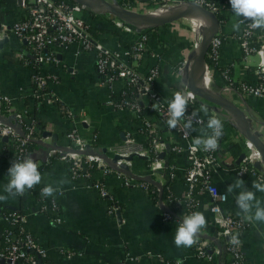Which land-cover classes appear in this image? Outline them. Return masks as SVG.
Returning <instances> with one entry per match:
<instances>
[{
  "label": "crops",
  "instance_id": "crops-1",
  "mask_svg": "<svg viewBox=\"0 0 264 264\" xmlns=\"http://www.w3.org/2000/svg\"><path fill=\"white\" fill-rule=\"evenodd\" d=\"M120 3L121 1H134L137 5L136 12H144L148 7L147 0H106ZM218 4L224 17L218 22L216 33L221 38L217 50L215 66H207L209 71L208 88L218 91L227 81L224 69H227V79L234 83L243 80L255 83L258 81L259 56L251 53L246 58L240 57V49L235 35L239 31L232 30V24L236 18L231 10L229 0H209ZM86 8L82 6V9ZM143 10V11H141ZM101 13L93 11V13ZM22 13L17 0H0V27L8 26ZM103 14V15H102ZM91 20L94 31L102 43L110 49H121L117 38L125 42H131L135 31L142 29L134 27V32L127 34L113 27L107 13L102 12ZM110 22L111 28L106 26ZM90 21V20H89ZM188 23H187V22ZM187 23V24H186ZM186 17L172 21L165 26L156 28L150 33L148 50L158 53L160 58L159 76L155 81V88L160 97L168 103L176 91L183 90V81L178 75L175 66L181 60L187 58L190 39ZM156 26V27H159ZM113 27V28H112ZM190 30H192L190 28ZM193 31V30H192ZM155 33L156 36L152 35ZM256 44L264 42V29L257 30ZM23 45L10 36L6 42L0 45V93L13 98L14 109L27 110L37 121L36 135L41 139L33 141L31 146V158L40 166L42 181L35 186L45 187L48 184L56 186V182L66 178L69 182L64 184L58 192L50 196L52 203L57 208L59 221L52 226L50 216L38 211V202L32 192L15 198L9 197L6 201H0L1 205L9 209H18L24 213V228L33 236L40 247L45 249V259L48 264H177V260L183 264H206V261L195 257L190 248L176 247L174 244L175 230L178 219L184 215L183 210L177 205L173 207L171 220H162L159 210L154 205L153 198L147 190L140 187H126L121 184L119 176L115 173L101 176L95 172L109 194L117 201V213L107 211L106 200L99 195V191L84 178H71L66 164L58 158L45 159L44 149L48 144H63L64 131L67 123L60 117L55 103L43 104L34 107L24 99L30 86V69L23 66L18 54L23 51ZM153 56L145 54L139 62V67L145 68L153 63ZM58 65L55 67L57 83L51 85L52 91L71 112L74 122L84 118L86 123L78 125L81 137L89 140L94 138L98 144L97 151L104 152L106 148L116 145L122 139V135L129 130L135 141L144 144V138L139 133L132 115L127 112L113 111L105 104L106 90L96 83L94 74L93 54L89 51H80L74 44L59 50ZM117 87V86H116ZM219 95L232 105L241 108L250 129L264 144V95L260 98L242 96L237 91H223ZM194 109L201 105H207L209 113L217 115L223 122V135L216 152V168L213 173V183L226 193L230 185L237 179L245 182V188L254 191L253 181L256 178L245 175L236 176L229 166L234 163L240 154L246 149V138L238 126L230 120V113L216 105H208L199 99ZM200 115H205L200 113ZM209 115V114H208ZM146 117L152 119L148 112ZM158 126V125H157ZM158 134L169 145L176 138L170 130L158 127ZM191 136H202L200 128L193 126ZM48 135L43 136V134ZM167 160L178 169L187 164L183 155L168 153ZM4 151L3 139H0V195H6L3 191L8 183V169L12 162ZM130 171L137 175L146 173V159L132 157ZM264 169V166H262ZM171 188L176 196L183 194V182L176 177ZM242 189H235L228 193L226 200L220 205L223 212L244 216L235 203V195ZM258 199L264 201V193L257 192ZM198 205L196 211L204 214L207 224L203 228L212 245L223 249L222 239L215 238V230L211 225V214L207 210L208 197L203 192L196 193ZM3 221L0 218V232ZM264 223L249 221V226L241 234V249L244 264H264V237L261 232ZM65 250L73 252L67 256ZM163 258L160 261L158 256ZM133 256L136 260H125L124 257ZM220 254L216 255L219 260Z\"/></svg>",
  "mask_w": 264,
  "mask_h": 264
},
{
  "label": "built area",
  "instance_id": "built-area-1",
  "mask_svg": "<svg viewBox=\"0 0 264 264\" xmlns=\"http://www.w3.org/2000/svg\"><path fill=\"white\" fill-rule=\"evenodd\" d=\"M150 7H163L175 9L188 4L200 6L211 12L218 20L221 8L209 0H147ZM22 9L21 15L8 26L0 27V44L14 36L22 45L23 51L18 54L21 64L30 69V86L24 99L34 107L43 104L55 103L60 117L67 123L64 131L63 144H48L44 149L45 159L58 158L63 161L71 178H84L98 189L100 197L107 203L109 213H117L119 207L117 201L105 189L102 182L95 178V172L101 176L115 173L119 176L121 184L126 187H140L148 190V185L155 197L154 205L159 210L162 220H171L173 207L184 202L186 212L189 215L196 211L198 201L196 193L203 192L208 197L207 210L211 214V225L215 230V238L222 239L223 249L212 245L211 240L205 235L203 229L199 233L196 244L190 247L193 255L206 261V264H222L225 259L230 264H244L241 249V234L249 226V221L244 216L223 212L220 205L226 200L225 192L213 183V173L216 168V152H205L202 147L193 144L191 134L187 137L178 129H169L166 123L167 102L158 94L155 81L159 76L160 58L158 53L148 50L150 34L141 30L135 31V36L128 47L121 49H110L106 47L96 35L94 28L84 18L77 15L82 6L67 0H17ZM117 3V2H116ZM128 10H136L137 5L133 1L118 3ZM112 25L122 32L131 34L134 32L133 22H125L117 18L110 19ZM248 22L241 25L239 32L235 35L240 49L242 59L251 53L259 56L258 81L255 83L240 80L234 83L227 79L224 69L226 83L218 90L237 91L242 96L260 98L264 95V69L261 63L262 44L256 46L257 30L250 29ZM142 28V27H141ZM221 43L220 36L215 33L209 42L206 57L215 62L217 50ZM74 44L80 51H89L93 54L94 74L96 83L106 90L105 104L113 111L127 112L138 126L139 133L143 136L145 143L135 141L132 133L126 130L122 139L116 145L109 146L104 152L97 151L98 144L94 138L86 140L78 132V125L86 123L84 118L74 122L71 112L60 101L51 89L53 83H57L55 67L58 65L59 50ZM153 56V63L139 67V62L145 54ZM189 58V57H188ZM186 60L180 61L175 66L183 68V90L190 93L189 104L186 115H191L197 97L193 95L184 84L188 72L185 68ZM117 86V87H116ZM160 103L154 110L152 105ZM242 112L243 110L239 108ZM150 112L152 119L145 116ZM209 115H199L201 123L193 122V126L201 129L202 136L207 129ZM230 120L239 127V123L230 117ZM79 123V124H78ZM38 121L28 114V111L14 109L13 98L0 93V139H3L4 151L12 163L15 159L30 156V142L41 139L36 135ZM161 126H160V125ZM170 130L176 136L168 145L158 134V126ZM221 139V138H220ZM220 144V140L218 142ZM167 146V148H166ZM218 149V148H217ZM246 149L240 160L229 164L236 176L249 175L260 182H264V169H256L253 162L259 160L257 151L246 142ZM168 153L183 155L187 164L178 169L167 160ZM133 154L134 157H146V173L137 175L129 169L130 160L125 157ZM117 159L111 161L113 156ZM37 164L38 162L34 160ZM124 163L130 172L118 166ZM39 167V164H38ZM179 177L183 182V194L176 196L171 188L173 180ZM34 186L36 190L38 211L46 213L54 222L59 221L57 208L50 197H43L41 189ZM162 189L166 192L161 198ZM31 190V189H30ZM26 190L25 193L31 192ZM227 197V195H226ZM172 199L175 201L172 202ZM3 227L0 232V264H48L45 259V249L40 247L33 236L24 228V213L18 209H9L1 214ZM178 222H182L181 217ZM239 233L238 245L230 242L231 236ZM264 237V230L261 232ZM67 256L73 252L65 250ZM220 254L219 260L216 255ZM160 261L161 256L157 255ZM125 260H136L133 256L124 257ZM106 264V263H102ZM122 264V262L114 263Z\"/></svg>",
  "mask_w": 264,
  "mask_h": 264
},
{
  "label": "clouds",
  "instance_id": "clouds-1",
  "mask_svg": "<svg viewBox=\"0 0 264 264\" xmlns=\"http://www.w3.org/2000/svg\"><path fill=\"white\" fill-rule=\"evenodd\" d=\"M231 10L236 18L232 24L233 31H239L242 24L248 22L250 29H264V0H229ZM205 26H207L206 22ZM178 75H183V68L178 69ZM190 93L187 91H176L171 100L167 103V126L169 129L180 130L185 137L189 136L193 129V122L201 123L198 120L200 113L209 114L207 105H201L199 109H194L191 115H186L189 104ZM160 103L153 104L156 110ZM210 132H205L203 136L193 138V144L196 147H202L205 152L215 151L219 147V140L223 135V122L217 115H210L206 125ZM8 183L4 186V193L0 195V201H6L9 197L15 198L23 196L26 190L32 189L40 184L42 175L38 164L31 158L25 156L22 159H15L8 169ZM66 178L56 182L54 187L48 184L41 189V195L45 198L53 196L60 188L68 183ZM245 182L237 179L235 184L227 188L225 197L228 193H233L235 189H242L235 195V203L238 209L244 214L248 221H257L264 223V201L257 198L256 193H264V182L253 181L254 191L245 188ZM182 222H178L175 230L174 244L176 247L190 248L197 243L201 229L206 227L207 221L204 214L200 211H194L189 215H182ZM55 226V222H50ZM230 242L238 245L239 233L231 236ZM177 264H183V261L177 260Z\"/></svg>",
  "mask_w": 264,
  "mask_h": 264
},
{
  "label": "water",
  "instance_id": "water-1",
  "mask_svg": "<svg viewBox=\"0 0 264 264\" xmlns=\"http://www.w3.org/2000/svg\"><path fill=\"white\" fill-rule=\"evenodd\" d=\"M73 3H77L83 7H86L92 11H100L108 14L110 19L117 18L125 22H142L149 25V27H156L159 25L167 24L172 21H175L182 17H188L191 14H199L204 20L209 24L208 32L203 31L199 35V39L193 47V66L190 71L187 72L185 76V87L196 97H199L203 100H206L220 108L227 110L231 117H233L239 123V129L243 136L246 138L247 142L252 145V147L259 154V160L253 162V167L256 169H261L264 166V144L258 139L256 134L250 129L249 121L245 117L244 113L236 106L232 105L228 101L224 100L220 95H215L212 92L205 90L203 87L197 88L195 86V73L196 70L203 64H205V55L211 37L216 33L218 29V20L217 18L206 9L194 5L188 4L176 8L171 14L163 16H151L146 12H136L123 8L116 2L106 1V0H67ZM6 42V40H4ZM1 45V44H0ZM261 63L264 69V42L261 48ZM48 135L43 134V136ZM122 135V134H121ZM167 148V146H166ZM32 155V154H30ZM133 154H129L125 157L126 160H131ZM243 154L238 156L237 160L242 158ZM146 159V157H138ZM117 159V156H113L111 161ZM119 168L124 169L128 174H130L128 167L121 163Z\"/></svg>",
  "mask_w": 264,
  "mask_h": 264
},
{
  "label": "bare ground",
  "instance_id": "bare-ground-1",
  "mask_svg": "<svg viewBox=\"0 0 264 264\" xmlns=\"http://www.w3.org/2000/svg\"><path fill=\"white\" fill-rule=\"evenodd\" d=\"M175 9H171L170 11H165L163 9H158V10L153 11V12H148V14L151 15V16L169 15ZM186 19L189 21L190 28L193 30V32L195 34V44H196V41L199 38L200 33L203 32V31L208 32L209 24H208V22L206 20H204L202 17H200L199 14H191L188 17H186ZM204 22H206L207 26H205ZM133 23L136 24V26H138V27H149V25L144 24V23L139 22V21H136V22H133ZM188 57H189V59H188V63L186 65V68H187L188 71H190L192 66H193V62H194L192 51L190 52ZM208 81H209V71H208V68L205 67V64H203L196 70V73H195V86L197 88L203 87L205 90H207L209 92H212L215 95H219L218 91H214V90H211V89L208 88Z\"/></svg>",
  "mask_w": 264,
  "mask_h": 264
},
{
  "label": "trees",
  "instance_id": "trees-1",
  "mask_svg": "<svg viewBox=\"0 0 264 264\" xmlns=\"http://www.w3.org/2000/svg\"><path fill=\"white\" fill-rule=\"evenodd\" d=\"M122 2H127V1H122ZM77 15L78 16H80V17H82V18H84L85 20H87L89 23L91 22V20L93 19L92 18V16L93 15H95L94 13H93V11L92 10H90V9H88V8H83V9H81V10H79L78 12H77ZM95 18V17H94ZM218 18L219 19H224V17L222 16V15H218ZM90 20V21H89ZM250 22V21H249ZM91 24V23H90ZM91 26L93 27L94 26V24H91ZM106 26H108V27H110L111 28V24H110V22H109V20H108V22H106ZM161 26H165V25H161ZM95 27V26H94ZM93 27V28H94ZM113 28V27H112ZM156 28H160V26L159 27H153V29H152V31H155V29ZM152 35H154V36H156V34L153 32L152 33ZM117 42L119 43V44H121L123 47H128L129 45H130V42H125V41H123V40H121L120 38H117ZM254 44L256 45V46H258L256 43H255V41H254ZM205 64L207 65V66H213L214 64H215V62L213 61V60H211L209 57H206L205 56ZM216 65V64H215ZM214 65V66H215ZM197 99H199V100H201L202 102H204V103H206V104H208V105H212V106H214V104H212V103H210V102H208V101H206V100H203V99H201V98H199V97H197ZM160 125V124H159ZM161 126V125H160ZM160 126H158V127H160ZM164 127H162V129H163ZM29 145H30V147L32 146H35L36 145V143L35 142H30L29 143ZM172 154V153H171ZM146 163H147V161H146ZM39 169H40V166L38 167ZM245 176V175H244ZM153 188V186L152 185H148V190H147V192L149 193V195H150V197L151 198H154L155 197V195H154V193L152 192V189ZM32 193H34V194H36V190H33V189H31L30 190ZM165 194H166V192L164 191V189H162V192H161V198H163L164 196H165ZM175 200L174 199H172V202H174ZM176 205H178L184 212H186V207H185V204H184V202H180L179 204H176ZM9 210V208H7V207H4V205H1V207H0V216H1V214H3V213H5L6 211H8ZM1 229H2V227H1ZM222 264H230V260H228V259H225L224 261H223V263Z\"/></svg>",
  "mask_w": 264,
  "mask_h": 264
},
{
  "label": "rangeland",
  "instance_id": "rangeland-1",
  "mask_svg": "<svg viewBox=\"0 0 264 264\" xmlns=\"http://www.w3.org/2000/svg\"><path fill=\"white\" fill-rule=\"evenodd\" d=\"M151 5L150 4H147V6L146 7H148V8H146L145 10H144V12H146V13H148V12H153V11H156V10H158V9H163V10H165V11H170L171 9L170 8H163V7H159V6H155V7H150ZM155 9V10H154ZM135 11V10H134ZM141 11H143V10H141ZM95 15H93L92 16V18H94L95 16L96 17H98L100 14H102V12L101 13H94ZM103 15V14H102ZM187 22V21H186ZM188 23V22H187ZM186 23V24H187ZM188 26V37H189V39H190V45H189V50H188V54H189V52L191 51V49H192V47H194L195 46V34H194V32L192 31V30H190V25L188 24L187 25ZM134 27L135 26H133V29H134ZM152 29H153V27H142V29H140L141 31H143V32H145V33H148V34H150L151 32H152ZM95 30V29H94ZM120 30V29H119ZM121 31V30H120ZM122 32V31H121ZM199 39V38H198ZM198 39H197V41H198ZM196 41V42H197ZM185 60H186V62H188V57L187 58H184ZM182 61V60H181ZM185 68H186V64H185Z\"/></svg>",
  "mask_w": 264,
  "mask_h": 264
}]
</instances>
